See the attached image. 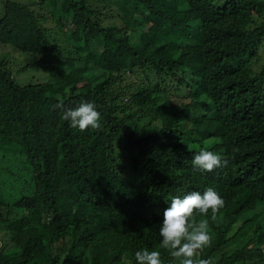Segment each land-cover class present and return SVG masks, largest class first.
<instances>
[{
	"label": "trees",
	"instance_id": "trees-1",
	"mask_svg": "<svg viewBox=\"0 0 264 264\" xmlns=\"http://www.w3.org/2000/svg\"><path fill=\"white\" fill-rule=\"evenodd\" d=\"M89 1L4 0L0 45L27 61L0 59V264H170L163 212L209 186L224 206L196 215L197 259L264 264V0ZM31 69L48 75L20 84ZM81 100L99 129L55 107ZM201 149L227 166L194 168Z\"/></svg>",
	"mask_w": 264,
	"mask_h": 264
},
{
	"label": "clouds",
	"instance_id": "clouds-1",
	"mask_svg": "<svg viewBox=\"0 0 264 264\" xmlns=\"http://www.w3.org/2000/svg\"><path fill=\"white\" fill-rule=\"evenodd\" d=\"M61 109V118L69 122V126L84 132L91 128L101 127V114L94 102L81 100L74 108H65L62 102L55 105ZM194 168L204 172H212L215 168L227 166V161L212 151L201 149L192 160ZM224 206L220 195L211 187L203 194L193 191L183 198L173 196L169 207L163 212V221L159 229L162 238L160 247L170 255V264H214L212 258L197 259L210 246L211 237L208 233L207 219L197 222L196 215L213 217ZM136 264H164L159 250H137L134 253ZM123 260V257H122Z\"/></svg>",
	"mask_w": 264,
	"mask_h": 264
},
{
	"label": "rangeland",
	"instance_id": "rangeland-1",
	"mask_svg": "<svg viewBox=\"0 0 264 264\" xmlns=\"http://www.w3.org/2000/svg\"><path fill=\"white\" fill-rule=\"evenodd\" d=\"M13 1H15V0H13ZM19 1H28V0H19ZM92 1L93 0L89 1L90 4H92ZM107 3H108L107 7L110 8L112 6V2L108 1ZM3 6H4V0H0V15H2V13H3ZM260 21H261V19H258V22H260ZM2 49H5L4 52H2ZM20 53L21 52L15 50L12 47L0 45V59L2 60V59L7 58V60H9L11 55H12L11 64L12 65H14V64L17 65V66H15V69H16V67H23L24 63L27 61L26 55H24L23 53H21V54ZM41 71H42L41 69H31L28 72H25V73H23L21 75H18L16 70H14V75H15V77L18 76V81H19L20 84H24V83H27L29 81V79L31 80V82H33L34 78L35 79H39V77H42L43 79H46V77L48 75V72L43 70L45 72L44 73V72H41ZM129 81H131V82H141V81H144V78L142 76H138L136 74V75L130 77ZM170 92L173 93L174 91L172 90ZM4 165H6L5 161L4 162H0V168H3ZM7 190H8V187L5 184L0 185V191H2V196H3L4 199L10 198V195L7 192ZM2 233H3L2 229H0V246H1V241L3 239V234ZM234 233H235V230L233 231V233L231 235H233ZM246 237H248V235H245V234H242V235L236 237L235 239L240 241L241 243L240 244L236 243L234 245V247L236 248L238 246H241L243 244V241L245 240Z\"/></svg>",
	"mask_w": 264,
	"mask_h": 264
}]
</instances>
